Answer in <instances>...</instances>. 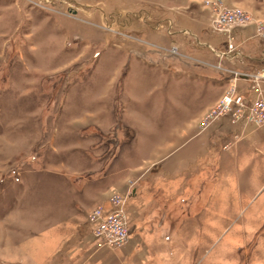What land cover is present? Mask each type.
<instances>
[{"label": "rangeland", "instance_id": "rangeland-1", "mask_svg": "<svg viewBox=\"0 0 264 264\" xmlns=\"http://www.w3.org/2000/svg\"><path fill=\"white\" fill-rule=\"evenodd\" d=\"M230 36L205 0H0V264H264V125L202 121L264 67L254 25ZM112 194L117 248L86 219Z\"/></svg>", "mask_w": 264, "mask_h": 264}, {"label": "built area", "instance_id": "built-area-1", "mask_svg": "<svg viewBox=\"0 0 264 264\" xmlns=\"http://www.w3.org/2000/svg\"><path fill=\"white\" fill-rule=\"evenodd\" d=\"M211 13V27L227 36L226 50L214 52L218 57L233 59L238 52L233 45L231 31L236 27L255 26V34L264 38V23L254 20L251 13L239 7H225L219 0H205ZM212 50V48H211ZM213 51V50H212ZM228 84L223 94L210 107L203 118L205 125L228 116L232 124L264 125V67L250 72L230 70ZM247 88L241 91L240 83ZM91 234L101 239L100 245L108 248L123 246L129 239L125 199L112 194L105 201L94 206L87 214Z\"/></svg>", "mask_w": 264, "mask_h": 264}, {"label": "crops", "instance_id": "crops-1", "mask_svg": "<svg viewBox=\"0 0 264 264\" xmlns=\"http://www.w3.org/2000/svg\"><path fill=\"white\" fill-rule=\"evenodd\" d=\"M210 46V45H209ZM264 65V64H263ZM262 67V66H261ZM260 66L258 67V68H261ZM257 68V69H258ZM257 69H255V70H257ZM253 71H254V69H253ZM248 72H250V71H248ZM228 82V79H226V82H225V86L223 87V89L222 90H225L226 89V86H227V83ZM241 88H242V92H244V90L247 88V86H246V84H245V88L244 87H242L241 86ZM220 96V95H219ZM217 100V99H216ZM215 100V101H216ZM214 101V102H215ZM231 125H233L232 127H231V129L235 132V134H237L238 133V135L237 136H247V133H249V129H252V128H254L253 126H251V125H244V124H231Z\"/></svg>", "mask_w": 264, "mask_h": 264}]
</instances>
